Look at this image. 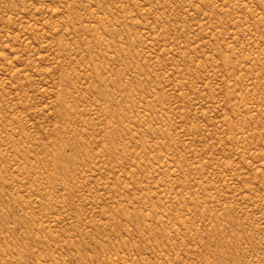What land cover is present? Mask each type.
Segmentation results:
<instances>
[{
    "label": "rangeland",
    "instance_id": "obj_1",
    "mask_svg": "<svg viewBox=\"0 0 264 264\" xmlns=\"http://www.w3.org/2000/svg\"><path fill=\"white\" fill-rule=\"evenodd\" d=\"M0 264H264V0H0Z\"/></svg>",
    "mask_w": 264,
    "mask_h": 264
}]
</instances>
